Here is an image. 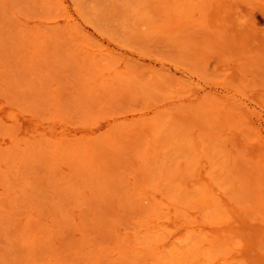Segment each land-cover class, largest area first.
Wrapping results in <instances>:
<instances>
[{
    "label": "rangeland",
    "instance_id": "obj_1",
    "mask_svg": "<svg viewBox=\"0 0 264 264\" xmlns=\"http://www.w3.org/2000/svg\"><path fill=\"white\" fill-rule=\"evenodd\" d=\"M0 264H264V0H0Z\"/></svg>",
    "mask_w": 264,
    "mask_h": 264
},
{
    "label": "bare ground",
    "instance_id": "obj_2",
    "mask_svg": "<svg viewBox=\"0 0 264 264\" xmlns=\"http://www.w3.org/2000/svg\"><path fill=\"white\" fill-rule=\"evenodd\" d=\"M250 1V0H249ZM232 2V1H231ZM251 3V2H250ZM210 4V3H209ZM248 4V3H247ZM238 6H239V4H238ZM189 11V10H188ZM220 23H222V22H220ZM229 24V23H228ZM220 25V24H219ZM222 25V24H221ZM224 25V24H223ZM30 35V34H29ZM38 53V52H37ZM35 55V54H34ZM45 56V55H44ZM40 59V58H39ZM245 59V58H244ZM249 60V59H248ZM251 60V59H250ZM24 62V61H23ZM251 62V61H250ZM249 63V62H248ZM246 64V63H245ZM245 66H247V65H245ZM26 67V66H25ZM10 68V67H9ZM23 72V71H22ZM247 75V74H246ZM245 75V76H246ZM26 76V75H25ZM6 77V76H5ZM27 77V76H26ZM12 79V78H11ZM36 80V79H35ZM235 80V79H234ZM254 80V79H253ZM32 82V81H31ZM248 82V81H247ZM247 82H245V83H247ZM26 83H27V81H26ZM36 83V82H35ZM97 83V82H96ZM95 83V84H96ZM34 84V83H33ZM82 85V84H81ZM107 86V85H106ZM10 87V86H9ZM85 87V86H84ZM88 87V86H87ZM86 87V88H87ZM94 87V86H93ZM81 89V88H80ZM14 89H12V91H13ZM18 90H20V89H18ZM13 93H14V91H13ZM22 93V92H21ZM43 93V92H42ZM83 93V92H82ZM24 94H26V93H24ZM40 94V93H39ZM17 95H19V94H17ZM20 96V95H19ZM25 99V98H24ZM220 112V111H219ZM221 114V113H220ZM205 134H207V133H205ZM211 134V133H210ZM210 136V135H209ZM208 136V137H209ZM212 136H213V134H212ZM207 137V136H206ZM36 139V138H35ZM59 143V142H58ZM94 144H96V143H94ZM11 145V144H10ZM78 146V145H77ZM12 147V146H11ZM29 147V146H28ZM71 147V146H70ZM82 147V146H81ZM197 147V146H196ZM39 150V149H38ZM213 150V149H212ZM116 151V150H115ZM45 152V151H44ZM197 152V151H196ZM14 154V153H13ZM40 154V153H39ZM44 154V153H43ZM46 154H44V156H45ZM88 155V154H87ZM86 157V156H85ZM88 158V157H87ZM51 159V158H50ZM48 160H46V162H47ZM42 162V161H41ZM66 162V161H65ZM43 163V162H42ZM41 163V164H42ZM104 163V162H103ZM102 163V164H103ZM109 163V162H108ZM105 164V163H104ZM36 165H38V164H36ZM11 166V165H10ZM46 166V165H45ZM73 166V165H72ZM75 166V165H74ZM99 166V165H98ZM216 166V165H215ZM72 168V167H71ZM99 168V167H98ZM225 168V167H224ZM98 170V169H97ZM61 171V170H60ZM14 173V172H13ZM44 173V172H43ZM91 174V173H90ZM225 176H226V174H225ZM39 177V176H38ZM51 179V178H50ZM121 179V178H120ZM40 181V180H39ZM234 181V180H233ZM45 182V181H44ZM226 182V181H225ZM10 183V182H9ZM42 183V182H41ZM4 184H6V183H4ZM43 184V183H42ZM48 184V183H47ZM66 184V183H65ZM234 184H235V182H234ZM15 185V184H14ZM34 185V184H33ZM221 185V184H220ZM239 185V184H238ZM123 186V185H122ZM235 186V188H236V185H234ZM23 187V186H22ZM31 188V187H30ZM49 188V187H48ZM125 191V190H124ZM34 192H36V191H34ZM101 192V191H100ZM144 192V191H143ZM84 194V193H83ZM93 194V193H92ZM229 194V193H228ZM122 195V194H121ZM120 195V196H121ZM53 196V195H52ZM230 196V195H229ZM119 197V196H118ZM106 200V199H105ZM121 200V199H120ZM96 202V201H95ZM6 205V204H5ZM77 205V204H76ZM69 208V207H68ZM157 208V207H156ZM61 210V209H60ZM20 216V215H19ZM81 218V217H80ZM83 218H84V216H83ZM29 219V218H28ZM32 225H34V224H32ZM27 226V225H26ZM35 227V226H34ZM30 229V228H29ZM88 229V228H87ZM230 229V228H229ZM231 230V229H230ZM67 234V233H66ZM103 234V233H102ZM65 236V235H64ZM63 236V237H64ZM68 236V235H67ZM69 237H70V235H69ZM69 237H67V238H69ZM81 237V236H80ZM78 239V238H77ZM119 239V238H118ZM184 240H185V238H184ZM219 240V239H218ZM221 241V240H220ZM72 242V241H71ZM185 242V241H184ZM230 242V241H229ZM60 243V242H59ZM75 244V243H74ZM73 245V244H72ZM124 245V244H123ZM67 247H68V245H67ZM76 248V247H75ZM106 249V248H105ZM154 249V248H153ZM192 250V249H191ZM189 251V250H188ZM156 253V252H155ZM189 253H192V252H189ZM154 255V254H153ZM186 255V254H185ZM143 259V258H142ZM144 263V262H143Z\"/></svg>",
    "mask_w": 264,
    "mask_h": 264
}]
</instances>
